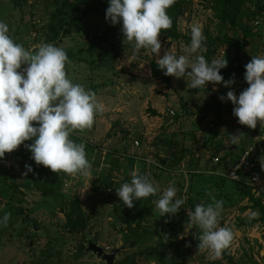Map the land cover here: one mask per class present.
<instances>
[{
  "label": "rangeland",
  "instance_id": "rangeland-1",
  "mask_svg": "<svg viewBox=\"0 0 264 264\" xmlns=\"http://www.w3.org/2000/svg\"><path fill=\"white\" fill-rule=\"evenodd\" d=\"M108 6L109 0H0L9 35L26 49L62 47L70 60L68 77L105 106L91 130L71 137L86 144L89 177L58 176L37 166L24 145L0 160V220L11 214L6 227L0 224V264H105L85 250L88 242L105 254L119 248L112 264H264V169L259 165L260 190L226 176L249 144L260 163L264 128L238 124L234 105L219 99L230 90L239 96L248 87L245 65L264 54V0H245L233 27L219 20L217 0H176L168 9L176 37L160 35L161 56L165 49L183 54L189 26L199 23L207 37L205 58L225 56L232 66L228 75L220 70L225 81L235 80L232 86L209 83L201 90L188 88L187 78L168 76L163 83L152 77L149 65L157 57L144 49L133 57L132 46L122 43V24L105 19ZM164 108L173 112L171 121ZM238 132L243 134L233 144L231 135ZM26 164L33 170L24 175ZM134 169L159 191L129 209L116 189L130 183ZM169 185L185 203L176 215L159 217L152 201ZM208 193L224 201L220 223L234 233L216 260L197 253L199 229L188 223L196 204L212 202ZM74 202L81 215L72 233L66 217L75 219ZM252 212L259 215L249 222Z\"/></svg>",
  "mask_w": 264,
  "mask_h": 264
},
{
  "label": "clouds",
  "instance_id": "clouds-1",
  "mask_svg": "<svg viewBox=\"0 0 264 264\" xmlns=\"http://www.w3.org/2000/svg\"><path fill=\"white\" fill-rule=\"evenodd\" d=\"M175 3L176 0H109L105 19L112 25L122 24V43L132 46L134 58L141 49L154 54L158 69L165 76L187 78L190 89L201 90L209 83L232 86L235 80L225 81L220 74V70L228 66L225 56L209 62L203 55L207 50L204 44L207 37L199 23L189 26L190 44L183 48V54L177 56L165 49L161 56L159 37L172 27L168 9ZM9 31L8 24L0 21V160L24 145L37 166L48 168L58 176L63 173L89 177L92 165L87 158L86 144L77 143L71 137L91 130L105 106L94 91L68 77L66 66L70 60L62 47L41 43L34 49H26ZM244 80L248 87L239 96L230 90L219 99L234 105L233 116L238 124L254 130L259 123L264 128V54L251 56L245 65ZM242 134L231 135L233 144ZM26 141L32 143L25 144ZM259 160L264 169V156ZM25 168L24 175L33 170L27 164ZM158 191L149 176L134 169L130 183L117 188L116 195L131 209L134 201L156 196ZM176 196L177 189L169 185L152 201L159 217L179 212L185 200ZM211 201L207 205L196 204L194 211L188 213V223L190 228L199 229L197 253H206L209 259L216 260L231 246L234 233L227 224L221 226L220 223L224 201L214 196ZM258 215L252 212L249 222ZM10 216L6 212L0 224L6 227Z\"/></svg>",
  "mask_w": 264,
  "mask_h": 264
},
{
  "label": "trees",
  "instance_id": "trees-1",
  "mask_svg": "<svg viewBox=\"0 0 264 264\" xmlns=\"http://www.w3.org/2000/svg\"><path fill=\"white\" fill-rule=\"evenodd\" d=\"M85 0H76V4H83ZM218 3L221 5L220 10L218 11V18L222 23L228 24L231 27H233L234 20L236 16L239 13V10L241 9V6L243 5L245 0H217ZM172 27L171 29L167 30L166 32H162L161 34L166 35L169 38L174 39L176 37V32H175V22L174 19L172 18ZM236 56V55H235ZM232 67V66H231ZM231 67L227 66L226 67V72L227 75L231 71ZM149 70L150 74L152 77L158 78L160 81L163 83H167L168 81V76H165L161 70L158 69L157 64L155 63H150L149 65ZM231 149H228V151ZM73 205L76 207V209L73 211L72 214L74 213L75 219L70 220V217H66V223H67V228L70 232L75 233L78 226V221H80V209L77 206V203L74 202ZM76 214V215H75ZM77 217V219H76ZM264 221V220H263Z\"/></svg>",
  "mask_w": 264,
  "mask_h": 264
},
{
  "label": "built area",
  "instance_id": "built-area-1",
  "mask_svg": "<svg viewBox=\"0 0 264 264\" xmlns=\"http://www.w3.org/2000/svg\"><path fill=\"white\" fill-rule=\"evenodd\" d=\"M261 33L264 38V28ZM163 114L169 118L174 115L169 108H165ZM133 145L137 146V142H134ZM256 152L255 147L250 144L241 149L238 158L226 172L227 178L258 190L262 189L259 186L261 182L258 177L260 163L257 161ZM216 162H218L217 158H213V163L216 164ZM245 176H248V183H244Z\"/></svg>",
  "mask_w": 264,
  "mask_h": 264
},
{
  "label": "water",
  "instance_id": "water-1",
  "mask_svg": "<svg viewBox=\"0 0 264 264\" xmlns=\"http://www.w3.org/2000/svg\"><path fill=\"white\" fill-rule=\"evenodd\" d=\"M244 183H248V176L244 177ZM30 245V244H29ZM86 251L91 252L96 256V258H99L100 260L104 261L105 264H112L115 254L120 250L119 248L113 249L107 254L103 253L101 248L96 246L92 242H88L87 246L85 248Z\"/></svg>",
  "mask_w": 264,
  "mask_h": 264
},
{
  "label": "crops",
  "instance_id": "crops-1",
  "mask_svg": "<svg viewBox=\"0 0 264 264\" xmlns=\"http://www.w3.org/2000/svg\"><path fill=\"white\" fill-rule=\"evenodd\" d=\"M164 109H165V108H164ZM163 113H164V111H163ZM114 115L117 116L116 113H115ZM163 115H164V114H163ZM164 116L166 117V122L171 121V118L173 117V116H172V117L169 118V117H167L166 115H164Z\"/></svg>",
  "mask_w": 264,
  "mask_h": 264
}]
</instances>
